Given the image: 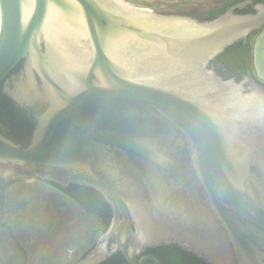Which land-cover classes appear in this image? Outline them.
<instances>
[{"label": "water", "instance_id": "1", "mask_svg": "<svg viewBox=\"0 0 264 264\" xmlns=\"http://www.w3.org/2000/svg\"><path fill=\"white\" fill-rule=\"evenodd\" d=\"M124 0H0V179L98 192L111 220L74 264L174 245L264 264V80L209 62L264 27Z\"/></svg>", "mask_w": 264, "mask_h": 264}, {"label": "flooded vegetation", "instance_id": "2", "mask_svg": "<svg viewBox=\"0 0 264 264\" xmlns=\"http://www.w3.org/2000/svg\"><path fill=\"white\" fill-rule=\"evenodd\" d=\"M125 2L132 4L134 6H141L140 3H136V0H124ZM176 0H164V1H157L154 4H147L144 3L143 6H151L154 7L152 9H148L156 14H180L178 13L180 8L177 6ZM139 2V1H137ZM201 2V3H199ZM198 2L199 6H192L190 7L189 12H185L189 15L190 12L196 13L200 12L201 15L195 14V18L200 21H212L223 14L231 11L233 14H256L258 12L257 7L264 5V2L256 1V0H200ZM190 13V17H193L194 14ZM264 31V27L257 31L249 34L245 39L238 40L234 42L233 44L227 46L224 51L219 54L216 58L211 60L209 62V66L213 67L214 69L221 70L222 72L227 71L231 64L229 63L231 60H235L233 58L236 57V50L235 48L239 46V43H243V45H246V43L249 41H255L258 39L262 32ZM235 51V52H233ZM238 56V53H237ZM232 66L236 71H239V73H242L240 75V79L245 75V73L248 72H242L243 69H247L248 65L246 62L240 63L239 61H235ZM217 70V71H218ZM238 73V74H239ZM224 74V73H223ZM220 75V74H219ZM0 228L6 227L8 228V234L9 238L13 239L15 242V249L22 254V258L24 263H28L30 261V257H28L27 252L23 245L18 239H25L26 236H22L21 233H17V230L20 228L22 230L26 229V226L30 222H35L37 225L40 223H45L48 228H50V233L53 235L52 226H55V223L53 225H50L51 222L55 221L59 223L61 221L62 223H67L69 225H72L75 228H80L81 234L78 235V246L75 249H70L67 254V258L65 259V264H74L79 259L84 257L94 246L95 240L97 236L100 234L99 231L102 228V223H100L96 218L93 216V214L84 208L83 205L80 204L82 201H74L71 200L69 195L72 196V198H75V193L71 190L67 191V195L60 189H69L70 185L67 187H60L56 184H53L48 181H40L36 180L31 183H26L23 181H11V182H4L2 179H0ZM32 185H36L38 187L45 188L44 194L48 195H56L61 196L70 201L73 205L76 207V211H79L78 219L80 220V223L75 225V223L71 222L69 218H67L63 212L52 208L49 203H38L37 202V193L36 192H24V194H17L15 192H12V188L15 187H31ZM69 194V195H68ZM78 194V193H77ZM78 196V195H77ZM49 198V197H48ZM36 199V200H32ZM78 214V212H77ZM34 216H40L41 219H35ZM59 221H58V220ZM78 226V227H77ZM2 229V228H1ZM51 234H47V237H52ZM56 237V234H55ZM54 237V238H55ZM35 239V238H34ZM71 241H76L75 239H72ZM152 249L146 251L143 255H141L138 259L137 264H154L156 258L153 257L152 253L150 252ZM29 258V259H28ZM60 259V258H59Z\"/></svg>", "mask_w": 264, "mask_h": 264}, {"label": "rangeland", "instance_id": "3", "mask_svg": "<svg viewBox=\"0 0 264 264\" xmlns=\"http://www.w3.org/2000/svg\"><path fill=\"white\" fill-rule=\"evenodd\" d=\"M157 1L164 0H136V3L141 4V6H137L139 8L152 9L154 7L143 6L144 3L154 4ZM199 1L200 0H176L175 2H181V5L188 6L187 8H184V11L189 12L188 10H190V6L195 5L194 3ZM185 12H183L182 15H187L190 17V13L192 12H190L189 15ZM192 14H194L193 17L195 16V14H199V16L201 15L200 12ZM253 60L259 79L264 80V31L256 41V45L253 52ZM45 190V188L32 185L31 187H15L12 188L11 191L17 194H24V192L27 191L36 192L37 197H39L37 198L38 203H49L52 208L63 212L64 215L69 218L71 222L75 223V225L80 223V220L78 219V215L80 213L78 210L76 211L75 205L70 203V201L64 197L44 194ZM34 218L41 219L40 216H34ZM54 223L55 226L53 225ZM65 224L61 221H59V223L55 221L51 222L50 225H53L52 230L54 231L53 235L52 233H50V228H48L45 223H40L39 225H37L35 222H30L26 226L25 230H22L21 228L17 230V233H21L22 236L27 237L21 240L18 239L17 241H19L21 245H23V247L25 248L27 252L26 255H28V257L31 256L30 261L28 263H24L22 254H20V252L15 249L18 246H15V241L9 238L7 230L8 228L1 227L2 229L0 228V264H65L64 261L67 258L68 251L70 249L77 248L79 244L77 243L79 242L77 240L78 235L82 233L80 230L81 227L77 229L72 226L73 224L69 225V227ZM47 234H51L52 237L48 238ZM72 239H75L76 241H71Z\"/></svg>", "mask_w": 264, "mask_h": 264}, {"label": "trees", "instance_id": "4", "mask_svg": "<svg viewBox=\"0 0 264 264\" xmlns=\"http://www.w3.org/2000/svg\"><path fill=\"white\" fill-rule=\"evenodd\" d=\"M256 1L264 2V0H256ZM180 3H177V6L180 8L178 13L182 14L183 12H185L184 8H187L188 6L181 5ZM194 4L195 5H191L190 7L199 6L198 2ZM256 41L257 39L251 42L248 41L246 45H243L242 42L239 43V46L235 48L236 52L238 53V56L236 53V57L233 58L235 60H231L229 62L231 65L228 66L229 68L227 69V71L222 72L221 70L217 69L218 70L217 72L223 77L226 74L227 77L239 78L242 73L236 71V69H234L232 64L235 61L236 62L239 61L240 63L246 62L248 68L246 70L243 69L244 71L242 72H251L256 79H259L253 60V52L256 45ZM60 189L66 195L68 190L73 191L75 193V198H72V196L68 194L70 199L74 201L76 200L82 201L80 202V204L83 205L85 209L90 211L93 214V216L96 218V220L102 223V228L100 229L99 233H102L104 230H106L111 220V210L107 205V203L105 202V200L103 199V197L98 192H96L91 188H87L75 184H71L69 189H64V188H60ZM150 252L152 253L153 257L156 258L154 264H205L200 260H198L197 258H195L194 256L188 254L187 252L181 250L180 248L174 245L159 246L153 248ZM101 264H127V262L121 254H116L115 256L109 258L108 260H106Z\"/></svg>", "mask_w": 264, "mask_h": 264}]
</instances>
